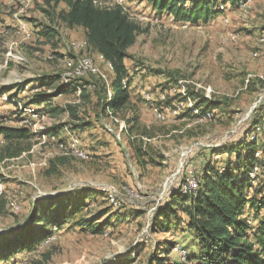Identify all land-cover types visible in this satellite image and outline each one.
<instances>
[{
	"label": "rangeland",
	"instance_id": "374dc122",
	"mask_svg": "<svg viewBox=\"0 0 264 264\" xmlns=\"http://www.w3.org/2000/svg\"><path fill=\"white\" fill-rule=\"evenodd\" d=\"M36 1L0 0V89L30 81L17 96L24 104L34 99L43 77L54 76L66 85L85 88L87 98H81L78 90L55 96L47 104L27 108L19 104L21 120L6 96L0 98V125L26 127L33 134L29 152L0 163V234L24 223L37 200L69 191L88 193L89 199L74 221L54 231L37 250L0 264H28L44 253L51 255L48 264H147L149 256L168 243H176L170 263L185 264L187 251L195 247L185 225L169 231L152 229V215L166 204L169 192L195 189L196 181L189 186L181 183L192 174L196 180L206 162L221 167L229 158L234 160L217 150L254 134L264 153V44L260 43L264 0L220 5L221 16L197 25L157 15L136 0H98L101 6L120 2L144 30L127 50L130 105L106 115L100 112L97 90L111 77L109 65L88 51L82 29L53 23ZM40 25L58 32L55 46L38 36ZM81 58L91 60L97 75L71 76ZM54 87L39 91L51 94ZM193 90L217 102L221 116L177 117L192 108L191 99L164 104V97H184ZM48 107H74L78 119L51 114ZM134 114L138 128H145L151 138L142 137L138 128L131 135L127 132L131 125L126 120ZM255 122L263 127L261 133L254 130ZM78 123L85 124L84 131H67ZM56 127L63 130L53 136ZM129 140L147 143L141 146L146 165L136 162ZM3 146L0 136V149ZM80 219L105 224L104 232L94 235L81 229L75 225Z\"/></svg>",
	"mask_w": 264,
	"mask_h": 264
},
{
	"label": "trees",
	"instance_id": "16d2710c",
	"mask_svg": "<svg viewBox=\"0 0 264 264\" xmlns=\"http://www.w3.org/2000/svg\"><path fill=\"white\" fill-rule=\"evenodd\" d=\"M136 1L146 3L155 14L171 17L177 23L197 25L221 16L224 11L219 9L220 5L236 7L245 0ZM36 2H41V11L53 23L57 21L68 29L81 28L88 51L100 56L104 66L109 65L111 77L108 78L107 85L101 81V87L97 90L101 114H117L127 108L131 100L126 66L127 50L144 31L139 24L129 17L123 6H101L98 0ZM60 5H63V8L58 10ZM38 29L40 38L56 45L59 34L54 28L40 25ZM54 84L57 85L54 87ZM29 85L30 81H25L0 89V98L6 96L8 104L15 106L14 114L18 120H21L23 115L22 110L17 108L19 104L21 108L47 104L55 96L76 93L78 90L81 98H87L85 88L76 84L66 85L60 77L46 76L41 79V85L37 89L46 86L48 89L54 87L56 91L46 94L33 89L34 99L21 104V99L17 96ZM14 90L16 92L11 93ZM188 99L193 101L192 108L183 109L177 117L188 115L193 118L206 116L215 119L214 114L221 116L218 103L205 98L199 90L187 91L184 97L180 94L171 98L164 97L163 101L165 105L171 106ZM46 109L54 115L67 113L70 118L78 119L74 107H66V110L50 107ZM36 113L40 115V112ZM126 121L131 125L127 130L131 135L138 128V117L134 114ZM3 123L0 125V136L4 143L0 149V163L29 152L31 145L28 143L33 138V134L26 127L15 128ZM253 126L254 130L259 128L260 133L262 132L263 127H259L258 122L253 123ZM62 128H54L53 136L59 133L58 130H63ZM76 130L84 131L85 124L78 123L67 131ZM137 131L142 137L151 138L145 128H138ZM256 140L257 137L253 134L239 144L217 150L223 151L229 157L232 155L234 160L229 158L228 164L221 167L210 161L206 162L198 172V184L193 192H185L179 187L178 190L169 192L166 204L155 208L151 220L152 229L163 228L169 231L184 224L185 233L192 238L195 247L194 250L187 251L185 264H264V153L259 151ZM129 141L136 162L146 165L147 161L144 159L147 154L141 146H147V143L142 140H138V144ZM51 168L54 172L55 166L52 165ZM88 195L82 194L81 191H69L35 201L24 223L12 231L0 234V263L12 260L18 254L37 250L54 231L76 219V215L86 207ZM95 221L97 220L80 219L75 225L91 234H102L105 224L95 225ZM172 238L175 239V236ZM175 244L168 243L164 244V248H158L149 256L147 264H172L169 254ZM50 259L51 255L44 253L28 264H48Z\"/></svg>",
	"mask_w": 264,
	"mask_h": 264
},
{
	"label": "bare ground",
	"instance_id": "6f19581e",
	"mask_svg": "<svg viewBox=\"0 0 264 264\" xmlns=\"http://www.w3.org/2000/svg\"><path fill=\"white\" fill-rule=\"evenodd\" d=\"M115 4L122 6V4L120 2H116ZM221 9H223V8H221ZM260 43L264 44V37H262L260 39ZM86 58H88V57H86ZM88 65H89V67H88ZM91 69L93 70V73H91ZM96 73H97V71L94 69L91 60L90 59H82L81 58V59H79L76 62V65L73 68V72H72L71 76H73L75 78H81V77H84V76L89 75V74H91V75H97ZM175 112L176 111H174V113ZM194 181H196V185H195V187H196L197 184H198V181H197V179L196 180L194 179ZM184 191L191 193V192L194 191V189L193 188L186 187L184 189Z\"/></svg>",
	"mask_w": 264,
	"mask_h": 264
},
{
	"label": "built area",
	"instance_id": "2783aa9c",
	"mask_svg": "<svg viewBox=\"0 0 264 264\" xmlns=\"http://www.w3.org/2000/svg\"><path fill=\"white\" fill-rule=\"evenodd\" d=\"M89 67V65H88ZM91 73H93V70L91 69ZM194 177H196V174H192L190 176H188L187 178H185L181 185H186V186H189V185H192L194 184ZM114 196H116V194H113Z\"/></svg>",
	"mask_w": 264,
	"mask_h": 264
},
{
	"label": "crops",
	"instance_id": "0c3cea01",
	"mask_svg": "<svg viewBox=\"0 0 264 264\" xmlns=\"http://www.w3.org/2000/svg\"><path fill=\"white\" fill-rule=\"evenodd\" d=\"M78 29H81V28H78ZM82 31H83V30H82ZM83 36H84V33H83ZM97 56H98V55H97ZM98 58L101 59V61H103L102 58H101L100 56H98Z\"/></svg>",
	"mask_w": 264,
	"mask_h": 264
}]
</instances>
